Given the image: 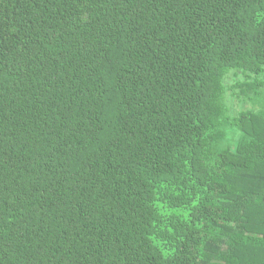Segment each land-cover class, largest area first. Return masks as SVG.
<instances>
[{"label":"trees","instance_id":"obj_1","mask_svg":"<svg viewBox=\"0 0 264 264\" xmlns=\"http://www.w3.org/2000/svg\"><path fill=\"white\" fill-rule=\"evenodd\" d=\"M0 264H264V0H0Z\"/></svg>","mask_w":264,"mask_h":264}]
</instances>
